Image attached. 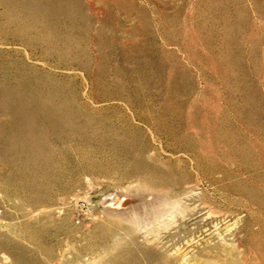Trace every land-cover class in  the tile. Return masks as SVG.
I'll list each match as a JSON object with an SVG mask.
<instances>
[{
	"label": "rangeland",
	"instance_id": "1",
	"mask_svg": "<svg viewBox=\"0 0 264 264\" xmlns=\"http://www.w3.org/2000/svg\"><path fill=\"white\" fill-rule=\"evenodd\" d=\"M0 264H264V0H0Z\"/></svg>",
	"mask_w": 264,
	"mask_h": 264
},
{
	"label": "bare ground",
	"instance_id": "2",
	"mask_svg": "<svg viewBox=\"0 0 264 264\" xmlns=\"http://www.w3.org/2000/svg\"><path fill=\"white\" fill-rule=\"evenodd\" d=\"M127 190V189H125ZM130 195V194H129ZM128 196V193L127 191H119L117 194H114L113 196L111 195L110 197H108L107 199H105L103 202H104V210L105 212L112 216L113 218H119V219H124L126 220V222H129L131 223L132 225L134 226H137L139 224V220H138V217L137 215L134 213L133 211V207L139 203L138 199L136 197L131 198L132 199H128L127 198ZM185 196V195H184ZM174 201V200H173ZM141 203V202H140ZM146 203V202H145ZM154 203V202H153ZM158 203V202H157ZM142 204V203H141ZM140 204V207L142 206ZM173 206H172V210H174L176 213H182L183 210L182 208L180 207V204L178 203V201L176 203H172ZM146 205V204H145ZM159 206V205H158ZM154 207V206H153ZM168 207V206H166ZM170 207V206H169ZM146 208V207H145ZM171 210V211H172ZM164 211H167V209H156L155 210V214H156V219L158 220L160 226H162V228H170L172 226V222L166 220L165 218H163V215H164ZM170 210H168L169 212ZM170 211V213H171ZM167 212V213H168ZM174 212V213H175ZM179 214V215H180ZM176 224V223H175ZM159 226V225H158ZM138 227V226H137ZM172 229V228H171ZM151 233V232H150ZM160 235H158L157 233L156 234H153L150 236H146V240L151 242V243H158L160 240L159 238ZM192 236V235H191ZM195 239V238H194ZM190 240V239H189ZM183 242V241H182ZM191 242V241H190ZM160 243V242H159ZM193 245V242L192 243H188L185 245V248H182L183 251L181 250V247H177L174 252H172V255L174 256H180V257H184V258H187L186 256L188 255V253H191L190 251H187V252H184V250ZM176 246V245H175ZM184 247V246H183ZM194 248V247H193ZM191 249V248H190ZM191 256V254H189ZM189 256V257H190ZM178 258V257H177ZM181 259V258H180Z\"/></svg>",
	"mask_w": 264,
	"mask_h": 264
},
{
	"label": "built area",
	"instance_id": "3",
	"mask_svg": "<svg viewBox=\"0 0 264 264\" xmlns=\"http://www.w3.org/2000/svg\"><path fill=\"white\" fill-rule=\"evenodd\" d=\"M70 204L74 209V216L77 218V222L83 219H94L93 210L85 199L72 198Z\"/></svg>",
	"mask_w": 264,
	"mask_h": 264
}]
</instances>
